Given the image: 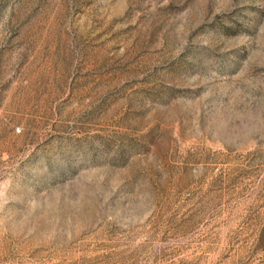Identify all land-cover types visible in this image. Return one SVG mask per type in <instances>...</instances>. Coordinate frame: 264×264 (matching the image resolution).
I'll return each instance as SVG.
<instances>
[{
    "label": "rangeland",
    "instance_id": "374dc122",
    "mask_svg": "<svg viewBox=\"0 0 264 264\" xmlns=\"http://www.w3.org/2000/svg\"><path fill=\"white\" fill-rule=\"evenodd\" d=\"M0 264H264V0H0Z\"/></svg>",
    "mask_w": 264,
    "mask_h": 264
},
{
    "label": "built area",
    "instance_id": "2783aa9c",
    "mask_svg": "<svg viewBox=\"0 0 264 264\" xmlns=\"http://www.w3.org/2000/svg\"><path fill=\"white\" fill-rule=\"evenodd\" d=\"M17 129H19V128H17Z\"/></svg>",
    "mask_w": 264,
    "mask_h": 264
}]
</instances>
